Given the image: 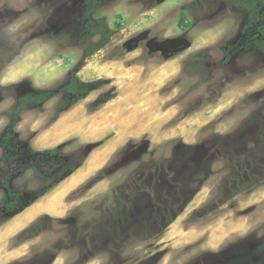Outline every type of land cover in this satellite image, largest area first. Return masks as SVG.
<instances>
[{
    "label": "rangeland",
    "instance_id": "rangeland-1",
    "mask_svg": "<svg viewBox=\"0 0 264 264\" xmlns=\"http://www.w3.org/2000/svg\"><path fill=\"white\" fill-rule=\"evenodd\" d=\"M85 1L0 0V168L16 156L25 206L0 214V264H264V8L246 27L221 0H101L114 34L84 58ZM73 74L108 83L58 114Z\"/></svg>",
    "mask_w": 264,
    "mask_h": 264
},
{
    "label": "trees",
    "instance_id": "trees-1",
    "mask_svg": "<svg viewBox=\"0 0 264 264\" xmlns=\"http://www.w3.org/2000/svg\"><path fill=\"white\" fill-rule=\"evenodd\" d=\"M101 0H86L87 9L84 12V17L86 18L85 28L80 39L79 45L84 48L83 57L87 58L93 56L95 53L103 49L111 40L114 32L107 26L106 22L101 19H91L90 14L96 12ZM223 2H229L234 7L240 8L247 13V26L257 22L261 18L262 9L264 8V0H221ZM90 6V8H89ZM245 27V29H247ZM92 42V40H94ZM227 61V57L223 62ZM197 66V63H195ZM108 83V80H96L92 82H84L79 79L75 74L71 75L68 82L63 86L62 93L63 99L68 100V105L66 106L63 102H60L57 106V113H64L70 106L76 104L79 101L84 100L92 91L100 89L103 85ZM55 95L49 92H36L29 93L20 98L15 108L12 111L14 117V122L17 119V114L27 110L32 109L36 106L47 103ZM65 105V106H63ZM14 135V131L10 127L5 130L3 136L0 138V144L7 146L9 139ZM39 154L45 155H58L61 154L59 147L42 151ZM7 161L6 167L0 168V186H3L6 190V196L0 203V214H17L25 206L20 204L21 196L10 190L9 180L12 175L17 174L19 171L14 164L17 160L16 156L5 155L2 158ZM18 165V163H17ZM5 173V174H3ZM73 173V172H72ZM54 187V185L49 186L44 193L48 192Z\"/></svg>",
    "mask_w": 264,
    "mask_h": 264
},
{
    "label": "bare ground",
    "instance_id": "bare-ground-1",
    "mask_svg": "<svg viewBox=\"0 0 264 264\" xmlns=\"http://www.w3.org/2000/svg\"><path fill=\"white\" fill-rule=\"evenodd\" d=\"M139 133V132H138ZM107 145L104 146L103 149L101 150H98V151H94V153L92 154V156L90 157V165L88 166V169L86 171V175H89L90 173H93L95 171V169H97L103 162H105L107 160V158L117 149V147L119 146V141L118 140H114L112 142H107L106 143ZM100 149V148H99ZM81 176V175H80ZM72 186V184L70 185ZM60 198H58L57 200H59ZM54 201L52 202L51 204H48L46 207L48 209H51L53 207V203H56L57 202ZM42 205H40V203L36 204L35 207L29 209L27 212H25V214L22 216V218L20 219L19 218V222H18V225H24V221H27V219L29 220V217L30 216H33V215H36L38 214L41 209H42ZM15 225V224H14ZM15 227V226H14ZM18 227V226H17ZM14 230H16L14 228ZM185 239H194L195 237V234L194 233H190V234H186L185 236Z\"/></svg>",
    "mask_w": 264,
    "mask_h": 264
},
{
    "label": "crops",
    "instance_id": "crops-1",
    "mask_svg": "<svg viewBox=\"0 0 264 264\" xmlns=\"http://www.w3.org/2000/svg\"><path fill=\"white\" fill-rule=\"evenodd\" d=\"M69 118H67V116H64L62 117L58 122H57V125L61 126V130H60V134L61 135H64L65 137V133L69 130ZM56 125V126H57ZM114 140H118L119 141V146L117 147V149L120 147V145L123 143L122 140L120 138H115V139H112L110 142L114 141ZM116 149V150H117ZM96 151V150H95ZM115 152V151H114Z\"/></svg>",
    "mask_w": 264,
    "mask_h": 264
},
{
    "label": "flooded vegetation",
    "instance_id": "flooded-vegetation-1",
    "mask_svg": "<svg viewBox=\"0 0 264 264\" xmlns=\"http://www.w3.org/2000/svg\"><path fill=\"white\" fill-rule=\"evenodd\" d=\"M85 2H86V1H85ZM85 2H84V3H85ZM85 6H86V5H85ZM89 8H90V6H89ZM85 10H86V9H85ZM84 12H85V11H84ZM93 13H95V12H93ZM93 13H91V14H93ZM91 14H90V15H91ZM74 220H75V219H74ZM75 221H76V220H75ZM94 221H95V220H94Z\"/></svg>",
    "mask_w": 264,
    "mask_h": 264
}]
</instances>
